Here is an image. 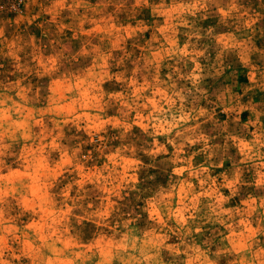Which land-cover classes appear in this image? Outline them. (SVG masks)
Here are the masks:
<instances>
[{
  "label": "rangeland",
  "instance_id": "374dc122",
  "mask_svg": "<svg viewBox=\"0 0 264 264\" xmlns=\"http://www.w3.org/2000/svg\"><path fill=\"white\" fill-rule=\"evenodd\" d=\"M0 264H264V0H0Z\"/></svg>",
  "mask_w": 264,
  "mask_h": 264
}]
</instances>
